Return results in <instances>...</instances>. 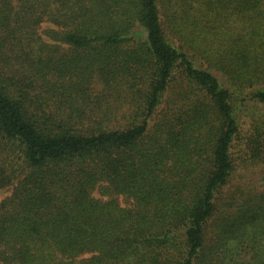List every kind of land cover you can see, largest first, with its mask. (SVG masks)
<instances>
[{"label":"trees","instance_id":"1","mask_svg":"<svg viewBox=\"0 0 264 264\" xmlns=\"http://www.w3.org/2000/svg\"><path fill=\"white\" fill-rule=\"evenodd\" d=\"M0 264H264V0H0Z\"/></svg>","mask_w":264,"mask_h":264},{"label":"rangeland","instance_id":"2","mask_svg":"<svg viewBox=\"0 0 264 264\" xmlns=\"http://www.w3.org/2000/svg\"><path fill=\"white\" fill-rule=\"evenodd\" d=\"M9 193V189H4L0 191V198H3L5 195Z\"/></svg>","mask_w":264,"mask_h":264}]
</instances>
